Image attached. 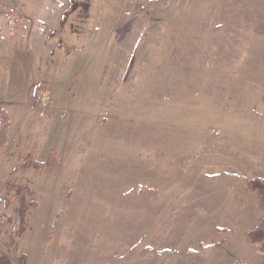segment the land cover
Returning a JSON list of instances; mask_svg holds the SVG:
<instances>
[{
	"label": "rangeland",
	"instance_id": "374dc122",
	"mask_svg": "<svg viewBox=\"0 0 264 264\" xmlns=\"http://www.w3.org/2000/svg\"><path fill=\"white\" fill-rule=\"evenodd\" d=\"M2 108L12 264H264V0H0Z\"/></svg>",
	"mask_w": 264,
	"mask_h": 264
},
{
	"label": "trees",
	"instance_id": "16d2710c",
	"mask_svg": "<svg viewBox=\"0 0 264 264\" xmlns=\"http://www.w3.org/2000/svg\"><path fill=\"white\" fill-rule=\"evenodd\" d=\"M0 122L4 124L9 123L8 114L4 108L0 110ZM6 160L11 161V157L7 155ZM21 161L24 165L30 164L33 167L39 169L44 167V163L38 162L30 157L21 158ZM246 184L248 190L256 194L260 208L263 212L258 223L249 228L247 237L249 242L257 245L259 251L264 255V178L252 177L247 180ZM5 192H12L14 194L17 200V204L14 209L19 216L20 223L24 224L27 221V214L30 208L37 205L36 199L32 197L31 190L26 186L16 184L12 181H0V200L2 201L4 207H7L11 204V199L3 197V193ZM221 231L224 230L222 229ZM226 242L227 238L224 237L219 242L214 243L212 246L216 248H222ZM0 264H12V262L7 256L0 254ZM233 264L250 263L242 261L234 262Z\"/></svg>",
	"mask_w": 264,
	"mask_h": 264
},
{
	"label": "crops",
	"instance_id": "0c3cea01",
	"mask_svg": "<svg viewBox=\"0 0 264 264\" xmlns=\"http://www.w3.org/2000/svg\"><path fill=\"white\" fill-rule=\"evenodd\" d=\"M262 115H264V113H263ZM261 133H262V131H261V132H259V134H261ZM262 143H263V144H262ZM260 145H262V146H263V150H264V142H261V143H260ZM259 219H260V218H259ZM257 223H258V222H257ZM257 223H256V224H257ZM227 241H228V239H227ZM226 243H227V242H226ZM226 243H225V244H226ZM225 244H224V245H225Z\"/></svg>",
	"mask_w": 264,
	"mask_h": 264
}]
</instances>
